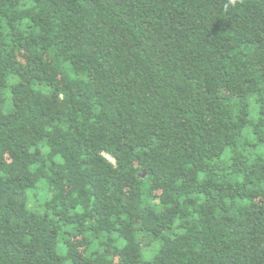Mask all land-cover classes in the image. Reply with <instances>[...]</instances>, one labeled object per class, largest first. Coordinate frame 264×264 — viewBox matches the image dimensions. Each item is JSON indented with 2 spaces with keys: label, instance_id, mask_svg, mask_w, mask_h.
I'll return each instance as SVG.
<instances>
[{
  "label": "trees",
  "instance_id": "obj_1",
  "mask_svg": "<svg viewBox=\"0 0 264 264\" xmlns=\"http://www.w3.org/2000/svg\"><path fill=\"white\" fill-rule=\"evenodd\" d=\"M0 264H264V0H0Z\"/></svg>",
  "mask_w": 264,
  "mask_h": 264
}]
</instances>
